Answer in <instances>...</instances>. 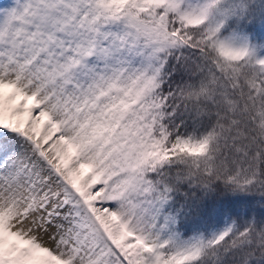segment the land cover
I'll return each instance as SVG.
<instances>
[{
	"label": "snow or ice",
	"instance_id": "snow-or-ice-1",
	"mask_svg": "<svg viewBox=\"0 0 264 264\" xmlns=\"http://www.w3.org/2000/svg\"><path fill=\"white\" fill-rule=\"evenodd\" d=\"M0 264H264V0H0Z\"/></svg>",
	"mask_w": 264,
	"mask_h": 264
},
{
	"label": "rangeland",
	"instance_id": "rangeland-1",
	"mask_svg": "<svg viewBox=\"0 0 264 264\" xmlns=\"http://www.w3.org/2000/svg\"><path fill=\"white\" fill-rule=\"evenodd\" d=\"M25 118H27V114H25Z\"/></svg>",
	"mask_w": 264,
	"mask_h": 264
}]
</instances>
